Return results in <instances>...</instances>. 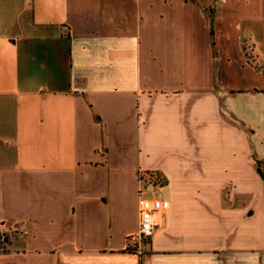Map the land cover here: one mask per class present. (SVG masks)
<instances>
[{
  "label": "crops",
  "instance_id": "obj_1",
  "mask_svg": "<svg viewBox=\"0 0 264 264\" xmlns=\"http://www.w3.org/2000/svg\"><path fill=\"white\" fill-rule=\"evenodd\" d=\"M28 1L0 6V264H264V0ZM141 197L170 202L144 255Z\"/></svg>",
  "mask_w": 264,
  "mask_h": 264
},
{
  "label": "built area",
  "instance_id": "obj_2",
  "mask_svg": "<svg viewBox=\"0 0 264 264\" xmlns=\"http://www.w3.org/2000/svg\"><path fill=\"white\" fill-rule=\"evenodd\" d=\"M216 1L221 3L227 2V0ZM248 55L249 57L252 56V50L250 47H248ZM142 176L143 182L145 176L149 180L153 178L152 173H142ZM144 189L146 190V187ZM140 199V225L135 233H132L127 237V251L138 255H144L146 253L147 245L150 243L154 233L161 226L162 215L170 208V202L159 198L141 197Z\"/></svg>",
  "mask_w": 264,
  "mask_h": 264
},
{
  "label": "rangeland",
  "instance_id": "obj_3",
  "mask_svg": "<svg viewBox=\"0 0 264 264\" xmlns=\"http://www.w3.org/2000/svg\"><path fill=\"white\" fill-rule=\"evenodd\" d=\"M36 1L37 3L40 2V0H30V2H33ZM29 3L28 0H0V6L1 4H7L8 6H10L11 8L12 7H17V8H25L27 7V4ZM28 10V9H26ZM11 13H14L13 10H11ZM247 47H249V44H245V47H244V50L246 51V49H248ZM228 51H229V55H230V58H231V67H234V68H237L238 66H240V55H239V50L237 48V45L235 43H229L228 44ZM261 66L259 67H263L264 63L263 61L261 60ZM235 72L234 74L232 75V79L234 80V82L236 81H240L241 79V76H239L238 74H236L237 72L240 71V68L239 69H234ZM243 78H245V76H243ZM246 78H248V75L246 74ZM241 80H244V79H241ZM244 81H248V79L244 80ZM154 177V176H153ZM146 254V253H145ZM146 264V263H145Z\"/></svg>",
  "mask_w": 264,
  "mask_h": 264
},
{
  "label": "trees",
  "instance_id": "obj_4",
  "mask_svg": "<svg viewBox=\"0 0 264 264\" xmlns=\"http://www.w3.org/2000/svg\"><path fill=\"white\" fill-rule=\"evenodd\" d=\"M128 252H130V251H128ZM132 253V252H131Z\"/></svg>",
  "mask_w": 264,
  "mask_h": 264
}]
</instances>
